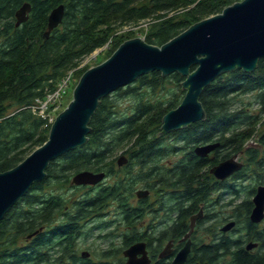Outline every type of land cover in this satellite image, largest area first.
Masks as SVG:
<instances>
[{
    "label": "trees",
    "instance_id": "trees-1",
    "mask_svg": "<svg viewBox=\"0 0 264 264\" xmlns=\"http://www.w3.org/2000/svg\"><path fill=\"white\" fill-rule=\"evenodd\" d=\"M194 1L0 0V172L15 167L47 141L51 125L32 111V104L37 97H45L49 91L56 90L58 83L71 71L72 82L79 62L108 43L111 23L118 22L125 27L132 20L142 21L160 11L169 12L181 5H191ZM234 2L236 0H200L185 17L157 19L145 40L162 45L193 22L220 13ZM24 3L31 4L29 18L16 26L15 14ZM60 4L65 6L63 21L45 37L49 14ZM260 61L257 70L250 73L235 70L223 74L204 89L200 100L207 113L206 120L158 139H155L159 133L155 128H142L147 121L146 116H155L153 122L161 124L163 116L179 105L184 92H178L164 106L162 100L144 101L143 94L146 93L141 94L139 90L149 87L155 92L169 79L180 84L184 80L180 74L173 73L164 78L161 72L154 71L113 92L118 97L127 94L141 97L130 114L111 109L116 106L111 96L113 93L104 97L92 117L89 141L50 162L47 170L49 177L34 183L0 221V264H125L124 258L118 256L137 239L136 219L140 211L127 202L138 184L142 183L151 190L156 187L174 189V204L170 212L174 218H180L176 225L184 224L181 222L183 219L199 210L202 196L225 183L214 182L209 168L244 150L247 164L235 174L242 178L240 185L255 179V185L264 183V132L259 136V146L251 147L247 143L264 114V58ZM253 91H257L255 102L259 104V112L251 113L246 105L231 110L241 94ZM250 105H253L252 102L247 106ZM12 107L15 108L9 112ZM168 137L182 145L166 144L162 147L160 142ZM132 140L135 148L130 154L135 164L127 167L125 178L113 184L103 182L95 188L88 187L85 195L77 199H72L66 191L44 188L52 184L66 185L63 183L71 184L73 189L82 188L72 184V176L83 170L105 172L108 176L115 174V158L111 159V156L125 142ZM212 143L218 144L210 152L213 158L196 153V147ZM187 147H190L189 150H185ZM180 149L184 153L177 162L171 166L160 163L166 154H176ZM250 161L257 169L252 170ZM230 182L233 183L232 180ZM113 203L122 206L123 213H119L122 222L127 221L132 226L124 231V235L121 234L122 244L116 246L110 243L109 248L101 252L99 261L80 255L76 250L79 238L90 236L106 223L88 225L93 217L88 218L90 220L86 224L82 222L96 212L95 208L108 207ZM247 206L241 205L239 211L232 209L225 216L229 218L236 214L244 222L242 226L246 228V233L219 239L217 243L210 242L205 247L211 254H227L226 251L238 249L232 253L229 264H250V257L242 250L254 227L247 217L242 216L248 210Z\"/></svg>",
    "mask_w": 264,
    "mask_h": 264
},
{
    "label": "water",
    "instance_id": "water-1",
    "mask_svg": "<svg viewBox=\"0 0 264 264\" xmlns=\"http://www.w3.org/2000/svg\"><path fill=\"white\" fill-rule=\"evenodd\" d=\"M30 11L29 3L17 10L16 26L28 20ZM64 13V4L51 10L45 37L62 23ZM261 58H264V0L236 1L220 13L193 23L162 45L150 44L141 37L125 40L110 57L82 74L72 100L51 125L47 141L15 167L0 172V221L34 183L49 177L50 162L89 141L92 117L104 97L144 74L154 71L161 72L163 77L180 74L184 78L181 84L185 95L180 104L162 118L159 135L165 136L206 120L207 113L200 100L204 89L223 74L257 70ZM217 146V143L204 144L195 151L199 156H207ZM236 158L237 155L221 161L211 168V173L218 179L230 177L243 167ZM124 162L125 156H120L119 165ZM105 176V172L83 170L72 176V184L96 185ZM138 194L141 196V192ZM254 203L251 219L260 222L264 218V184L258 187ZM196 218L192 217L191 227ZM234 225L235 222L228 223L223 231ZM140 253L142 257L138 256ZM124 256L126 264L150 263L145 244L141 242L128 247Z\"/></svg>",
    "mask_w": 264,
    "mask_h": 264
},
{
    "label": "flooded vegetation",
    "instance_id": "flooded-vegetation-1",
    "mask_svg": "<svg viewBox=\"0 0 264 264\" xmlns=\"http://www.w3.org/2000/svg\"><path fill=\"white\" fill-rule=\"evenodd\" d=\"M120 156L117 158L118 167L122 168L133 165L134 162L130 156V158L125 156L126 162L119 165L118 159ZM206 157L213 158V154L209 153ZM238 157L239 155H237V161H239ZM221 161L212 165L209 168L210 172L211 168L219 164ZM244 165L245 164L243 163V167ZM238 171H235L230 177L225 179H218L212 174L215 178L214 182L224 181L225 183L215 186L217 188L214 187L209 193H207L208 195L202 196L203 200L200 202L199 210L190 214L187 219L182 218L183 220L181 222H184V224L178 225H176V223L180 218H174L171 215L172 212H170L171 206L174 204V189L156 187L154 190H151L144 186L143 188L137 186L138 188L136 187L132 194V196L135 195V198L137 199L136 204H133L130 201L131 195L127 202V204L136 205L140 211V215L136 219L137 239L125 247L123 255L128 247L141 242L145 244L147 256L150 259L149 264H229L232 261V253L239 251L238 249L235 248L230 252L226 251L228 252L227 254H223V252L211 254V251H207L205 247L210 242L217 243L219 239L233 235L239 236L246 233V228L239 225L240 222H242V219L238 218L236 214L235 216L224 218L221 212L224 208H231L239 211L241 205H248L249 212L248 210L243 212L242 216L244 215L247 217L254 227L252 228L253 231L250 232L247 243L242 250L250 257V264H264V218L260 222H254L251 219V213L255 207L254 199L258 193V187L264 183L241 186L240 182H242V178H238L235 175ZM108 177L109 176L106 173L105 178L96 185L105 182L108 180ZM231 180L233 183L230 182ZM96 185H85L80 187L95 188L97 187ZM139 192H141V196L138 194ZM144 192H147V194H144ZM150 196L153 197L152 201H150ZM119 207V213H123V210H121L122 206H118V208ZM125 207L126 206H124V208ZM96 209L97 208L94 210L96 211ZM193 216H197V218L195 219L194 226L191 227ZM219 221L223 222L217 229L213 230L212 226H216ZM126 222H119V225L116 224L118 226L114 230H118L120 231V234L124 235V231L132 228V226L128 225ZM178 222H180V220ZM230 222H235V225L228 231H223V227ZM107 224L108 222L105 223V225ZM120 225H124L125 228L120 230ZM175 225L176 227L174 228ZM208 228H210L209 231ZM212 231H214V233ZM206 233L209 238L208 242H206ZM248 245L250 247H248ZM83 252H88L90 254L89 251H82V253ZM82 253L81 255L83 256ZM89 256H91V254ZM138 256L142 257V253L138 254Z\"/></svg>",
    "mask_w": 264,
    "mask_h": 264
},
{
    "label": "rangeland",
    "instance_id": "rangeland-1",
    "mask_svg": "<svg viewBox=\"0 0 264 264\" xmlns=\"http://www.w3.org/2000/svg\"><path fill=\"white\" fill-rule=\"evenodd\" d=\"M141 1L143 3L148 2V0H141ZM198 1H200V0H195L191 5H187V4L181 5V6L177 7L176 9L171 10L169 12L160 11L157 14H154L152 17H150L148 19H144L142 21L132 20L131 22H127L126 23L127 25L125 27H121L120 24H117L118 22L116 24L111 23L112 26H110L108 28L109 39H108V43L105 44L106 48L105 49L99 48V49L95 50L92 54L85 57L81 62H79L80 64L74 69L77 72H76L75 77L73 78L71 84H69L68 92L66 95H64L60 99V101L62 100V104L59 105V108H58L59 110H57V111L54 110L52 112L53 115L55 114L57 116L62 110H64L67 107V105L69 104V102L73 98V90H74L76 84L78 83L80 77L82 76V74L86 70H88L89 68H91L93 66L100 64L101 62L106 60L108 57H110L114 53V51L120 46V44L123 43L125 40L133 38V37H141L143 39L148 38V34L151 32L152 26L157 21V19L158 20L164 19L166 17H176V18L185 17L187 15V13L189 12V10L192 9L194 4H197ZM236 1H239V0H236ZM190 16L188 18H193ZM193 23H195V22H193ZM168 76H170V75H168ZM164 78H166V77H164ZM180 84L169 79L164 84H161L159 86V88H157L155 90V92L152 91L151 89H149V87L141 88L139 91L141 94L146 93V95L143 94V100L144 101L151 100L152 102H155L158 100H162L165 103L164 106H167L168 102L171 101L172 98L176 94H178V92H180L181 94H182V92H184L183 95H181V97H180V99H181L180 102L182 101V99L185 95V91L182 89V84H181V86H180ZM256 94H257V91L256 92L253 91V92H250L247 94H241L236 99L237 101H235V104L231 107L232 108L231 110H235V109L239 108L240 105H242V106L246 105V108H249V111L251 113L252 112L253 113L259 112V104L257 102H255ZM111 96H112V98H114L115 105H116L115 107L113 106V108H111V109H113L115 112H119L122 114L132 113V109H134L138 99H141L140 96H138V98H137L133 95H128V94L124 95L123 97L122 96L118 97V96H116V94L113 93ZM250 102H252L253 105L247 106L248 103L250 104ZM14 108L15 107H12L11 109H9V112L13 111ZM154 117L155 116H151L148 118L146 116L145 119L147 121L142 124V128L143 129H154L155 128L157 130L156 132L160 133V131H161L160 126H162V123L159 124L158 121L153 122ZM263 132H264V114L260 117V120L258 121V123L254 129V133H253L252 137L247 140L248 145H252L251 147L259 146L257 144V142H258L259 136ZM159 133L155 135V139H158V137L164 136V135L160 136ZM48 135H49V132H48ZM153 139H154V136H153ZM160 144L162 147H166V144L167 145L174 144L175 146H181L182 145V143L179 144L176 140L173 141V138H169V137L167 139H164L163 142H160ZM132 148L133 149L135 148L133 140L129 141V142H125L124 145H122L117 151H115V154L111 156V159L115 158V167H114V170H115L114 173L115 174H112L108 177V180L105 181L106 184H113L116 180L121 179V178L123 179L126 177V173H127L128 168L127 167H122V168L118 167L117 158L120 155H125L128 158H130L131 157L130 153H131ZM189 148L187 147V149H185V150H189ZM181 149L179 151L180 153L177 152L176 154H174V153L173 154H166L162 158L160 163L164 166H171L172 164L177 162L182 157L181 153L183 151L181 152ZM261 150H262V148H260V151ZM238 155H239L238 160L240 162H243L244 164H247L248 157H247V153L245 152V150L243 153H240ZM250 163H252L251 164L252 170L257 169L255 163H253L252 161H250ZM134 164L135 163H133V165H130V166H134ZM135 169L138 170V166H136ZM204 170H208V169L205 168ZM255 181H256V179L252 180V181L248 180L242 184L244 186L255 185V183L257 182V181L255 182ZM63 184H66V185L58 186V185L52 184V185H48L44 188L45 189L49 188L50 190H54V191H59V190L60 191H62V190L66 191V192H68V195L71 196L72 199H77V198L85 195V192L87 191V188L82 187L79 189H73L70 187L71 184H67V183H63ZM258 184H260V183H258ZM243 185H241V186H243ZM138 187L143 188V185L138 184ZM149 198H151L150 201H152L153 197L150 196ZM136 200L137 199L135 198V195H133V196L131 195L130 201L133 204H136ZM132 206H136V205H132ZM231 210H232L231 208H224L223 211L221 212L222 216L225 218V216L228 215L231 212ZM104 213H105V215H104ZM90 217L91 218L93 217L94 219H92V221L89 222L88 225H91L94 223H100L102 221H106V222H108V224L105 226L101 225V227L96 229L90 236H84L81 239L79 238L76 250H78L77 252L80 255H81L82 251H89L91 254V257L95 261H99L100 258H102L101 252L103 250L108 249L110 246L109 245L110 243H114L116 246H119L122 244L121 243L122 242V238H121L122 236L119 233L120 231L114 230V229L119 225V222H121V223H123V222H122L121 215L119 214L118 205H116V204H111L110 206H108V207L105 206L104 208L98 207L96 209V212L89 215L86 218V220L83 221L82 223L86 224V222H88L90 220V219H88ZM222 222L219 221V223L216 226H212V229L213 230L217 229L218 226ZM116 224H118V225H116ZM209 224H212V223H209ZM242 224H244V222H240L239 225L241 226ZM124 228H125L124 225H120L119 229L123 230ZM111 232L113 234L110 236L109 234ZM212 232H214V231H212ZM205 236H206V242H208L209 238L207 236V233ZM233 236H235V235H233ZM123 250L121 251L120 255L118 254L119 255L118 258H124V263H125L126 257L123 255Z\"/></svg>",
    "mask_w": 264,
    "mask_h": 264
},
{
    "label": "built area",
    "instance_id": "built-area-1",
    "mask_svg": "<svg viewBox=\"0 0 264 264\" xmlns=\"http://www.w3.org/2000/svg\"><path fill=\"white\" fill-rule=\"evenodd\" d=\"M106 46H103L101 49H105ZM72 72L64 77L59 83L54 91H49L45 97H37L34 103L31 106L32 111L44 118L48 125H52L56 115H53L54 110H59V105L62 104L60 99L67 92L69 84L71 82Z\"/></svg>",
    "mask_w": 264,
    "mask_h": 264
}]
</instances>
